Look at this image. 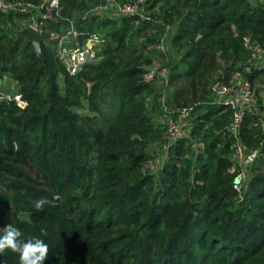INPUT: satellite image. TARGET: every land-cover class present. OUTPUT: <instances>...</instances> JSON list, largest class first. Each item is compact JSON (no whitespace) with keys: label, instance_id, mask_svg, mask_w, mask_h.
I'll return each instance as SVG.
<instances>
[{"label":"trees","instance_id":"16d2710c","mask_svg":"<svg viewBox=\"0 0 264 264\" xmlns=\"http://www.w3.org/2000/svg\"><path fill=\"white\" fill-rule=\"evenodd\" d=\"M98 1L59 0L38 28L41 59L22 30L29 16L0 13V78L9 76L24 102L0 95V230L11 224L21 240H44L45 264H264V106L241 113L236 136L256 155L240 191L233 136L223 130L231 109L198 106L214 81L247 66L250 46L264 47V2L147 0L142 14L158 3L156 14L83 17ZM165 25L173 61L156 46ZM63 31L78 45L96 40L94 59L74 74L48 39ZM153 56L168 70L157 105L198 109L156 171L147 146L161 129L146 106L155 79L140 68ZM246 79L256 96L264 92V65ZM82 103L87 114L72 109ZM54 194L60 199L42 209L32 204ZM0 264L19 256L5 250Z\"/></svg>","mask_w":264,"mask_h":264},{"label":"built area","instance_id":"2783aa9c","mask_svg":"<svg viewBox=\"0 0 264 264\" xmlns=\"http://www.w3.org/2000/svg\"><path fill=\"white\" fill-rule=\"evenodd\" d=\"M146 1L147 0H127L125 2H118L115 0H99L84 10L82 15L86 17L94 14L112 19H118L128 15H141ZM58 8L59 0H40L37 6L20 0H0V13L26 14L29 16L30 20L28 25L32 26L37 31H39L38 28L41 24V20L52 19L57 15ZM69 29L70 33L74 35L75 32L72 29L70 21ZM169 34H171V28L169 25H165L164 31L156 45L162 51L165 49L163 48L164 38ZM49 38L55 41L56 55L69 74L76 73L81 69L83 64L94 59L95 39L88 38L83 44L78 45L72 42L71 38L68 37V32L64 31L62 33L50 32ZM257 65H264V63H259ZM155 72V75L165 83L168 70L166 68H160ZM150 74H152V72ZM246 74L247 73H243L241 70L240 72L233 73L227 83L223 81H214L206 96V99H209L210 103H226L231 109L230 122L227 126V130L233 136L231 149L233 162L238 170L236 176L238 181L232 183V188L236 191H240V181H243L247 177L250 164L256 155L255 149H246L236 136L242 111L250 109L249 107H245L250 102L252 95L249 83L246 79ZM12 98L16 101L17 105L23 106L24 102L20 99L19 94L15 93ZM196 104H198V102ZM192 108L193 105L177 108L173 111V114L166 119L160 131V139L166 142V146L175 141L178 137L185 135L183 122L188 118Z\"/></svg>","mask_w":264,"mask_h":264},{"label":"rangeland","instance_id":"374dc122","mask_svg":"<svg viewBox=\"0 0 264 264\" xmlns=\"http://www.w3.org/2000/svg\"><path fill=\"white\" fill-rule=\"evenodd\" d=\"M250 1L252 3H255V1L264 2V0H250ZM158 6L159 4L156 3L151 9L147 10L146 12L156 14ZM147 13L145 14L141 13V15L145 16L147 15ZM142 19H145V18H142ZM155 19L158 20L157 18ZM169 37H170V34L166 38H164L163 48H165V53H166L168 60L173 61L176 58L177 53L175 49L170 48ZM48 39L50 41H53V39L51 38H48ZM250 50H251V59L248 61L247 66L244 67V69H242L243 73H247L249 69H251L252 67L256 66L259 63H264V47L260 48V47L250 46ZM161 61L162 60L159 56H153V63H152L153 69L151 71H148L150 73L152 72V74H149V73L148 75L146 74L147 78L150 79L154 77L153 79H155L154 80L155 90L146 99V106L149 109V114L151 116L152 122L158 128V130L163 128L166 119L169 118L173 114V110L172 112H169V110L166 109L165 107L160 108L158 106L161 100L163 82L157 77V75H155L156 74L155 71L161 68L160 66ZM253 88L254 89L260 88V85L258 83L254 84ZM251 92H252L251 100L247 104L249 106L246 105L245 107H249L250 109H253L254 111L258 112L259 105L264 106V92L259 90L258 96H256L252 90ZM15 93H16L15 82L9 76H3L2 78H0V95H4L8 98H12L13 95H15ZM157 102H158V105H157ZM208 104H210L209 99H205L204 102L198 106L202 107ZM72 109L81 115L88 113L85 103H82L80 106L73 107ZM197 110L198 109L192 108V111L190 112L188 118L183 122V130L185 134L188 132L192 124L193 115ZM261 114L264 116V112H261ZM165 148H166V142H164L162 139H160L159 142H152L147 146V152L152 156V161L151 163H149V168L151 170L156 171L158 169L164 157L163 154H164Z\"/></svg>","mask_w":264,"mask_h":264},{"label":"clouds","instance_id":"9594fccd","mask_svg":"<svg viewBox=\"0 0 264 264\" xmlns=\"http://www.w3.org/2000/svg\"><path fill=\"white\" fill-rule=\"evenodd\" d=\"M60 199L59 194H54L50 201L46 197L32 200V204L37 209H42L44 205L54 203ZM0 234V253L10 249L19 256V264H45L48 259V245L40 238H30L21 240L22 233L17 227L5 225Z\"/></svg>","mask_w":264,"mask_h":264},{"label":"water","instance_id":"95a60500","mask_svg":"<svg viewBox=\"0 0 264 264\" xmlns=\"http://www.w3.org/2000/svg\"><path fill=\"white\" fill-rule=\"evenodd\" d=\"M22 30L26 33V43L29 44L31 52L39 59H41V52H40V37L41 34L39 31H37L35 28L32 26L26 25L25 27L22 28ZM141 69L145 71H151L153 69L152 65L140 66ZM224 131L227 129L224 128ZM235 181H238L237 178H235ZM17 218L24 220V221H29V213L28 212H23L20 211L17 213Z\"/></svg>","mask_w":264,"mask_h":264}]
</instances>
